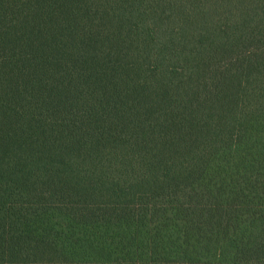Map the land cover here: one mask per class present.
I'll list each match as a JSON object with an SVG mask.
<instances>
[{
  "label": "trees",
  "instance_id": "obj_1",
  "mask_svg": "<svg viewBox=\"0 0 264 264\" xmlns=\"http://www.w3.org/2000/svg\"><path fill=\"white\" fill-rule=\"evenodd\" d=\"M175 192L264 194V0H0V264L10 194H134L152 264Z\"/></svg>",
  "mask_w": 264,
  "mask_h": 264
},
{
  "label": "rangeland",
  "instance_id": "obj_2",
  "mask_svg": "<svg viewBox=\"0 0 264 264\" xmlns=\"http://www.w3.org/2000/svg\"><path fill=\"white\" fill-rule=\"evenodd\" d=\"M34 196L9 195L7 264L137 262L134 194H92L85 196L90 199L89 207L68 209L66 231L87 233L88 251H61L57 249L61 246L51 244L57 239L56 224L61 223L56 207L48 210L41 222L42 245L34 244L35 234L40 233L39 222L34 219ZM151 201L152 264H225L230 261L229 253L224 251L225 240L233 243L235 238L242 241L244 236L247 243L255 244L257 249L252 251L258 254H247V262L264 263V194L153 193ZM38 247L42 250H34ZM214 249L220 253L211 251ZM233 255V259L246 257L245 254L241 258L237 252Z\"/></svg>",
  "mask_w": 264,
  "mask_h": 264
},
{
  "label": "crops",
  "instance_id": "obj_3",
  "mask_svg": "<svg viewBox=\"0 0 264 264\" xmlns=\"http://www.w3.org/2000/svg\"><path fill=\"white\" fill-rule=\"evenodd\" d=\"M89 200L85 199V197L78 196V195H71L67 197H35L33 206H34V216L35 220L39 222V232L36 233L34 238V244H37L39 246L42 245V236L41 234V222L45 220V213L47 214L48 210H52L53 207H56V215L58 216V220L61 221V223H57V234H56V240H54V243L58 246H61L57 248L61 251H88L89 245H90V237L87 233H78L74 234L66 231V222L67 219V212L70 207L75 206H81L83 207H89ZM133 207H135V222L137 221V206L136 202L134 201ZM48 208V209H46ZM46 209V210H45ZM8 211H9V203H7V261H8V251H9V229H8ZM39 234V235H38ZM228 235V234H226ZM136 229H135V246H136ZM232 242V241H231ZM228 239L225 240V251H231V248L233 246V243H231ZM85 246V247H84ZM34 250L41 251L42 248H34ZM222 262V261H221ZM34 264H89V263H74L73 261H64V262H35ZM224 264V263H222ZM227 264V263H225Z\"/></svg>",
  "mask_w": 264,
  "mask_h": 264
}]
</instances>
